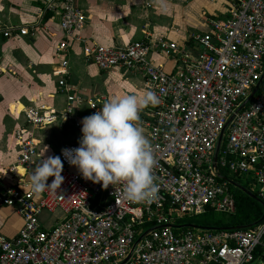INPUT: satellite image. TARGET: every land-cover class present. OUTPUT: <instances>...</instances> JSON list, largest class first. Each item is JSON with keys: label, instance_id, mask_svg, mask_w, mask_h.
I'll return each mask as SVG.
<instances>
[{"label": "built area", "instance_id": "obj_1", "mask_svg": "<svg viewBox=\"0 0 264 264\" xmlns=\"http://www.w3.org/2000/svg\"><path fill=\"white\" fill-rule=\"evenodd\" d=\"M43 2L44 10L61 12L64 38L56 55L63 57L62 66L67 68L72 42L85 41L80 34L84 12L76 0ZM228 12L211 20L210 31L195 36V51L166 38H144L125 46L96 42L85 46V55L102 70L126 67L143 72L147 88L160 100L153 116L141 120L156 161V199L125 200L123 184L105 189L84 179L62 151L63 182L56 192L34 194L28 177L38 166L36 140L22 127L16 137L26 178L7 175L0 168V209L16 211L23 226L15 237L0 232V264H253L260 249L263 254L264 220L232 230L155 228L208 208L233 213L235 197L224 170L264 196V82L237 112L264 72V0H234ZM27 34L26 27L17 30L0 20V36ZM153 51L172 57L179 66L167 71L153 64L149 59ZM59 85L70 89L64 76ZM68 99L81 101L70 94ZM101 106L89 102V115ZM46 110L43 104L28 107L26 123L56 121L58 115ZM70 112L67 107L65 116ZM229 119L215 163L216 146ZM79 139L65 148L78 147ZM54 212L61 216L47 227L42 216ZM147 223L152 224L147 229L151 231L139 240Z\"/></svg>", "mask_w": 264, "mask_h": 264}, {"label": "crops", "instance_id": "obj_2", "mask_svg": "<svg viewBox=\"0 0 264 264\" xmlns=\"http://www.w3.org/2000/svg\"><path fill=\"white\" fill-rule=\"evenodd\" d=\"M76 2L85 15L80 31L85 41L72 42L69 65L64 68L61 63L63 57L56 55V48L64 38L61 12L44 10L43 0H0V20L3 24L17 30L22 27L28 29L27 35L0 36V107L3 106L10 115L6 126L0 124V168L7 175L26 178V169L19 164L21 149L16 132L20 128L33 134L36 140L34 161L39 164L48 156H60L62 149L79 139L82 134L81 120L89 115V102L103 104L114 96L139 95L149 90L141 71L126 67L100 69L85 55L87 44L96 42L125 46L144 38L150 41L166 38L195 51L198 46L195 36L210 31L211 20L228 16L234 0ZM149 59L167 71H174L179 66L178 61L161 52L153 51ZM63 76L69 91L59 85ZM69 94L80 97L81 101L69 102ZM41 104L46 106L48 113L57 114V120L39 126L28 125L25 110ZM67 107H71L68 117L64 114ZM155 107L149 106L140 111V127L142 119L153 116ZM73 169L78 170L75 166ZM12 213L18 215L16 229L7 231L0 223V232L7 237H15L23 226V218L16 211L0 209L4 222ZM46 214L49 218H42L47 227H51L61 216L60 212Z\"/></svg>", "mask_w": 264, "mask_h": 264}, {"label": "clouds", "instance_id": "obj_3", "mask_svg": "<svg viewBox=\"0 0 264 264\" xmlns=\"http://www.w3.org/2000/svg\"><path fill=\"white\" fill-rule=\"evenodd\" d=\"M159 103L151 90L106 100L99 111L82 118L79 146L62 149V155L84 179L101 183L105 189L123 184L125 200L153 202L158 192L153 175L156 161L138 121L140 111ZM62 170L60 156L41 159L28 177L31 191L36 195L46 190L56 192L64 180ZM49 177H53L50 184Z\"/></svg>", "mask_w": 264, "mask_h": 264}, {"label": "trees", "instance_id": "obj_4", "mask_svg": "<svg viewBox=\"0 0 264 264\" xmlns=\"http://www.w3.org/2000/svg\"><path fill=\"white\" fill-rule=\"evenodd\" d=\"M225 172V179L228 181L229 188L234 194L235 197V212L227 214L228 217L226 220L218 217V214L223 213L216 211L212 208H208L205 212L196 215H185L179 216L175 220V224H194L197 227L191 228H178L177 231H185L189 229H198L203 230L204 227H237L253 224L256 221L260 220L264 214V196L260 195L259 192H254V196L244 192L236 185H233L229 180H233L243 186L246 185V182L239 177L229 174L227 170ZM261 223V222H260ZM152 224L147 223L144 225L145 230L150 228ZM255 226V225H253ZM252 226V227H253ZM236 229V228H235ZM219 230V229H213ZM263 249H260L258 252V257L261 255Z\"/></svg>", "mask_w": 264, "mask_h": 264}, {"label": "water", "instance_id": "obj_5", "mask_svg": "<svg viewBox=\"0 0 264 264\" xmlns=\"http://www.w3.org/2000/svg\"><path fill=\"white\" fill-rule=\"evenodd\" d=\"M264 82V72L261 76V78L259 79L257 85L255 86L253 92L251 93V95L248 97V99L237 109V112H239L240 110H242L246 104L254 97V95L260 90L261 88V85L263 84ZM230 122V119L229 121L226 123L225 127L223 128L222 132H221V135L219 137V140H218V143H217V146H216V151H215V156H214V161L215 163L217 162V159H218V155H219V151H220V148H221V145H222V140H223V137H224V132H225V129L228 125V123ZM216 167V165H215ZM229 182L233 185H236L237 187H239L241 190H243L244 192L250 194L251 196H254L253 192L248 190L245 186L233 181V180H229ZM264 220V214L262 216V218L258 221H256L255 223L253 224H249V225H244V226H237V227H204V229L206 230H213V229H219V230H232V229H243V228H249V227H252L253 225H258L260 222H262ZM171 227V228H191V227H197L196 225L194 224H183V225H178V224H166L164 226H157L155 228H161V227ZM155 228H152V229H155ZM149 231H151V229L147 230L140 238L142 239L144 236H146ZM138 240V241H139Z\"/></svg>", "mask_w": 264, "mask_h": 264}, {"label": "rangeland", "instance_id": "obj_6", "mask_svg": "<svg viewBox=\"0 0 264 264\" xmlns=\"http://www.w3.org/2000/svg\"><path fill=\"white\" fill-rule=\"evenodd\" d=\"M0 100H2L1 96H0ZM9 117H10V115L8 114V112L6 113L5 108L3 106H1L0 107V124L3 125V126H6L8 120H9ZM245 187H246V185H245ZM252 192L254 193V192H257V191H252ZM227 214H229V213L223 212V213L218 214V217L223 218L224 220H226L227 217H228ZM43 217L44 218H49L48 214H46V213L43 215ZM0 223H1V225H4V228H7V231L14 230V229H16V227L19 224L18 215L13 214V213L10 214L9 219L6 220L5 222L3 220V217L2 218L0 217ZM2 231L4 233H7L6 229H3ZM253 264H264V252H263L262 255H260V257Z\"/></svg>", "mask_w": 264, "mask_h": 264}, {"label": "bare ground", "instance_id": "obj_7", "mask_svg": "<svg viewBox=\"0 0 264 264\" xmlns=\"http://www.w3.org/2000/svg\"><path fill=\"white\" fill-rule=\"evenodd\" d=\"M18 167L20 168V167H22V166L19 165ZM22 168H23V167H22ZM23 169H24V168H23ZM24 172H25V171H24Z\"/></svg>", "mask_w": 264, "mask_h": 264}]
</instances>
